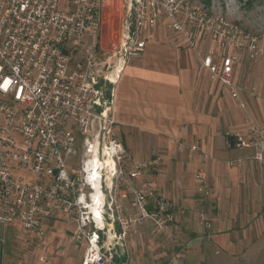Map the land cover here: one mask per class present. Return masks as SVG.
I'll use <instances>...</instances> for the list:
<instances>
[{
    "label": "built area",
    "instance_id": "obj_1",
    "mask_svg": "<svg viewBox=\"0 0 264 264\" xmlns=\"http://www.w3.org/2000/svg\"><path fill=\"white\" fill-rule=\"evenodd\" d=\"M106 7L116 20L111 21L120 25L122 43L101 61ZM118 12L120 16L114 17ZM165 20L179 43L196 52L200 67L247 110L235 68L243 52L252 62L264 60V35L197 0H0V227L18 222L44 236V221L58 208L77 222L74 238L85 247L82 264L108 263L101 244L105 215L107 210L116 214L118 187L125 184V175L138 178L146 164L124 169V146L114 130V94L109 96L105 83H114L129 60L144 52V28ZM209 36L217 44L216 53L200 45ZM105 67L108 72L102 73ZM106 100L110 102L105 104ZM231 144L253 148L254 159L264 163L260 127L236 134ZM96 156L105 161L99 168L103 191L107 165L112 171L101 205L103 225L89 205L90 168ZM74 157L78 162L72 161ZM108 158L112 163L106 162ZM199 177L204 183L198 190L207 196L206 174L200 172ZM121 192V198H131L140 215L159 229L174 222L179 212L185 213L184 207L158 193L154 181L138 187L129 184ZM199 217L211 227L206 212Z\"/></svg>",
    "mask_w": 264,
    "mask_h": 264
},
{
    "label": "crops",
    "instance_id": "obj_2",
    "mask_svg": "<svg viewBox=\"0 0 264 264\" xmlns=\"http://www.w3.org/2000/svg\"><path fill=\"white\" fill-rule=\"evenodd\" d=\"M167 23L165 20L154 28L145 27L142 33V37L147 39L144 52L129 60L114 83H105L107 89L114 88V130L127 150L128 169L134 168V159H151L154 155L162 157L158 173L153 178L157 180L159 194L185 208V213L177 214V224L172 223L168 230L179 236L200 230L199 216L184 214H197L186 212L187 205L199 210L201 204L208 214H217L213 231L218 234L222 226L220 217L225 218L223 226L226 228L229 219H238L244 214H264L259 209V201L251 193L258 173L253 171L254 176L251 178L248 165H228L231 158L249 155L250 149L232 146L227 136L244 131L246 125L243 126L241 118L232 111L236 103L233 101L228 104L226 96L230 92L218 79L221 84L219 90L224 93L222 97L204 84L201 76L198 79L200 73H209L211 77L212 74L200 67V60L197 62L191 50L179 43ZM119 37L120 44L121 28ZM256 63L245 52L240 55L235 68V80L242 88L246 81L253 79L257 83L260 77H264V68ZM241 75L240 83L238 80ZM180 142L184 144L183 148ZM193 145L196 146L195 151L191 149ZM200 169L206 174L205 182L210 187L207 196H203L198 190L202 179L197 175L196 180V173ZM254 208L259 210L254 211ZM66 214L67 216L63 210L56 208L54 214L44 221V236L35 231H27L33 232L34 238L43 239L49 236L50 226H55L53 235H61L66 228L69 232L67 234L74 239L77 222L69 219L70 214ZM8 228L26 231L18 222L12 223ZM159 236L158 233L153 238L159 239ZM197 240L190 244L187 254H183L184 258H177L174 263H169L165 258L168 252L159 251L154 259L153 254L145 253L142 248L129 260L126 254L122 257L115 256L113 263L197 264L192 261V256L204 250L203 243L198 241L196 244ZM162 245H166L165 242ZM175 246L167 243L169 250H174ZM210 248L212 252V247ZM76 249L81 254L82 264L85 247L79 245ZM207 255L209 254L201 255L202 261L207 262ZM212 255L210 253L209 256ZM223 257L227 262L231 259L228 254ZM222 261L224 260H216L217 263Z\"/></svg>",
    "mask_w": 264,
    "mask_h": 264
},
{
    "label": "rangeland",
    "instance_id": "obj_3",
    "mask_svg": "<svg viewBox=\"0 0 264 264\" xmlns=\"http://www.w3.org/2000/svg\"><path fill=\"white\" fill-rule=\"evenodd\" d=\"M197 1L206 5L213 11L223 13L229 19L239 23L250 32L264 35V0ZM115 15L116 16L114 17L120 16V12H118V14L115 13ZM104 16L105 24L102 33V50H100L98 56L99 60L101 61H103L109 51L115 49L120 42V25L117 22L113 23L111 21L114 18L112 19L113 12L109 7H106L104 9ZM200 45L205 49V51L210 50L214 53L218 51L217 44L211 36L202 41ZM191 53L193 58L198 62L199 59L196 52L194 50H191ZM256 64H259L264 68L263 59L259 58ZM104 72H108L106 67L102 68V73ZM194 73L196 72L194 71ZM200 76L203 83L209 85L211 89L213 88L214 92H216L219 97H222L224 95V93L219 90V86L221 84L217 79L215 80L210 76L209 73L206 72L200 73V75L198 74V79H200ZM238 81L241 83L242 75L240 76ZM112 90H114V88ZM239 94L241 99L246 102L247 110L242 108L239 105V101L234 99L230 94L226 96L227 102H229L228 104L232 103L233 101L236 103L232 111H234L238 115V117L241 118L242 123L244 124L242 125H246V129L238 133L243 134L251 126H258L262 129L264 134V77H260L257 83L254 82L253 79L246 81L245 84H243V88L241 86ZM238 133H235L233 136L227 134L230 144L233 141L235 135ZM231 145L234 146L233 144ZM180 146L181 148H183L184 144L180 142ZM194 146L195 145L191 146V149L193 151L196 150V148H193ZM246 149H250L248 151L249 155H246L245 157L231 158L230 160L241 158V162L237 161L234 165H248L247 168L251 171V178L254 176L253 171H256L258 173L251 193L252 195H254L253 197L256 199V201H259V209H261L260 211L263 212L264 163H260L254 159L255 150L253 148ZM124 150L125 151L122 164L124 169H128V154L125 146ZM75 159V157L72 158V161L78 162V160ZM134 160V165L146 164L142 167V174L138 178H130L128 177V173L125 175L126 179H124L127 183L125 182V184L123 185L120 184V186L118 187V201L114 206L116 216L114 214H108L109 210H107V213L105 215L106 228L104 232L101 233V244L103 245V252L108 258L107 264H114L113 260L115 256L122 257L124 254L127 255L128 260L131 259L134 255L139 253V248H142V250L144 249L145 253L147 254L148 252H150L151 254H153V256L158 255L156 253L159 251L168 252L165 258L169 263H174L177 258H184L185 255L183 254H187V251L190 248V244L193 243V241H195L196 239H198L196 244H198V241H200L203 243L202 247L204 248V250H202L201 252L198 251L192 256V261L197 262V264H264V214H244L238 219H229L227 221L228 227L226 228L225 226H223L225 224V218L220 217L219 221H221L222 223L221 230L218 231V234H214L213 226L216 221L215 216L217 214H208L206 212L207 210L205 209V211L201 204H199V206L201 207V209L199 210H196L195 208L193 209V207L187 205L186 212H193L197 214L184 215H192L193 217H195L199 216V213L204 211L210 217L212 225L210 228L205 227L201 223L199 217L200 230L198 229V231H194V233H190V235L182 234L181 236L176 235L174 231L168 230L170 229V225L172 223L177 224L176 220L167 225L165 228L159 229L151 219L144 218L142 215H140V211L134 205L131 198L129 200L121 198V191L126 189L127 185L129 184L130 187H138L143 181H154L159 193L157 180L153 178L158 173L157 168L163 159L162 157H160V155H154L151 159L140 161H137L136 159ZM201 171L203 170L200 169L196 173V180H198L197 177L199 176ZM104 172L107 174V176L105 177V181L103 182V189L108 196V188L106 184H108V176L112 172L110 171V166L107 165ZM203 183L204 180L202 179L198 188L202 186ZM209 188L210 187H208V189ZM200 194H202L203 196L205 195L204 193ZM258 204H256V208ZM256 208H254V211L259 210ZM65 215L67 216L66 212ZM114 216L115 221L112 220ZM118 216H120L121 219L125 221V224H122V221L118 219ZM132 217L133 221L130 220V218ZM69 219L73 220L71 215L69 216ZM102 222V224L99 222L98 224H104L103 215ZM112 225H114V230L110 232L109 229L112 227ZM54 229L55 226H50V228L48 229L49 236L43 239H38L37 237H33V232L31 231H17L14 229L9 230L8 227L6 229L0 227V264H81V254L76 249L79 248V245L76 244L77 242L75 241V238L73 239L72 237H70V235L67 234L69 232L66 228L62 231L61 235H53ZM158 233L160 234L159 239L153 238ZM59 239H61V242L59 241ZM163 242H165L166 245H162ZM167 243L175 244L176 248L174 250L167 249ZM210 247H212V252ZM205 248L207 250H205ZM216 250H218L217 253L215 252ZM204 253H208L209 255L210 253L213 254L212 256L207 255V262L202 261V256L204 255ZM224 253L230 255L231 259L229 262L225 261L223 257L225 256ZM150 258L153 257L151 256ZM154 259H156V256L154 257ZM215 259L218 261H224H222L221 263H217ZM122 264H128V262L125 261L122 262Z\"/></svg>",
    "mask_w": 264,
    "mask_h": 264
},
{
    "label": "bare ground",
    "instance_id": "obj_4",
    "mask_svg": "<svg viewBox=\"0 0 264 264\" xmlns=\"http://www.w3.org/2000/svg\"><path fill=\"white\" fill-rule=\"evenodd\" d=\"M107 163H112V160L110 158L106 159ZM105 161H103L102 159H100L98 156H96L93 160H92V168H90V173L92 175L91 177V184H92V188H93V194H91V196H93L92 200L93 203L89 204L92 211L95 213V217L97 219V222L99 223H103L102 222V213H101V205L104 202V195H103V190L101 187L102 184V179H101V172L99 170V168L104 167ZM114 167V165L112 166Z\"/></svg>",
    "mask_w": 264,
    "mask_h": 264
},
{
    "label": "trees",
    "instance_id": "obj_5",
    "mask_svg": "<svg viewBox=\"0 0 264 264\" xmlns=\"http://www.w3.org/2000/svg\"><path fill=\"white\" fill-rule=\"evenodd\" d=\"M107 92H108V94H109V96L111 95V93H112V90H110V89H107Z\"/></svg>",
    "mask_w": 264,
    "mask_h": 264
},
{
    "label": "water",
    "instance_id": "obj_6",
    "mask_svg": "<svg viewBox=\"0 0 264 264\" xmlns=\"http://www.w3.org/2000/svg\"><path fill=\"white\" fill-rule=\"evenodd\" d=\"M109 102H110V100H106V101H105V104H108Z\"/></svg>",
    "mask_w": 264,
    "mask_h": 264
}]
</instances>
